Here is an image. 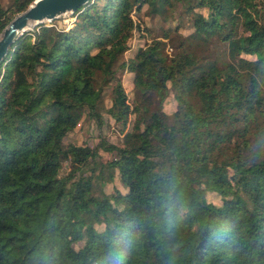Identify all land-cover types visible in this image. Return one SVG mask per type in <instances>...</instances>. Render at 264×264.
<instances>
[{"label":"trees","instance_id":"16d2710c","mask_svg":"<svg viewBox=\"0 0 264 264\" xmlns=\"http://www.w3.org/2000/svg\"><path fill=\"white\" fill-rule=\"evenodd\" d=\"M32 1L0 3V31ZM143 6L190 30L125 58ZM70 16L0 60V264H264V0H88ZM107 84L114 120L132 116L122 143L65 142L82 116L101 123Z\"/></svg>","mask_w":264,"mask_h":264},{"label":"rangeland","instance_id":"374dc122","mask_svg":"<svg viewBox=\"0 0 264 264\" xmlns=\"http://www.w3.org/2000/svg\"><path fill=\"white\" fill-rule=\"evenodd\" d=\"M8 0H0V3L5 6ZM177 11L175 10L172 14H169L165 19L161 15H153L151 16L149 12L143 6L138 14L133 16V18L139 22L141 30H133V34L128 40V48L124 52L123 57L131 56L132 51H134L138 46L143 44V42L148 41L152 35H158L161 31V27L166 25H174L177 22H180L179 31L182 33H187L190 30V26L187 24L186 17H182L181 20L177 17ZM72 17L70 16V12L62 13L51 20H42V23H54L57 27L65 26L67 27L70 24ZM40 22L31 23L25 31H29L31 33V38L33 39V30L36 28L37 24ZM146 29H149L147 32ZM148 33V34H146ZM235 55L230 54L229 58L234 59ZM121 84L127 95L128 100L130 101L133 97L132 91V73L130 71L124 70L121 74ZM110 86L107 84L103 86L102 91V102L99 104V114L101 116V123L97 124L95 121L90 118L82 116L75 127L68 133L65 137V142H71L78 145H94L99 141V139H104L108 142L115 143L120 145L122 143V134L127 131L131 125V117L128 121H116L114 120L112 113L114 112V108L110 105ZM176 106L175 100L172 97V94L169 93L162 102V109L170 113L174 110ZM98 155L93 158L92 163L96 165L99 162H103L109 158L110 153L101 147L98 149ZM168 173L174 175V169L170 162ZM66 169H60V171H64ZM113 187H117L119 189L123 188V185L120 181L114 177L111 181H106L103 184V190L106 192H111ZM206 199L211 201L214 204L220 203V197L213 191L206 192ZM75 247L78 245L75 243Z\"/></svg>","mask_w":264,"mask_h":264},{"label":"water","instance_id":"95a60500","mask_svg":"<svg viewBox=\"0 0 264 264\" xmlns=\"http://www.w3.org/2000/svg\"><path fill=\"white\" fill-rule=\"evenodd\" d=\"M88 0H33L23 10L14 14L0 31V60L13 41L34 22L72 12Z\"/></svg>","mask_w":264,"mask_h":264}]
</instances>
